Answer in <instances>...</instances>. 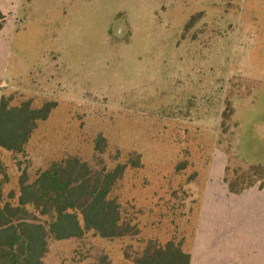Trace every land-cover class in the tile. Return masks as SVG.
I'll list each match as a JSON object with an SVG mask.
<instances>
[{
    "label": "rangeland",
    "instance_id": "obj_1",
    "mask_svg": "<svg viewBox=\"0 0 264 264\" xmlns=\"http://www.w3.org/2000/svg\"><path fill=\"white\" fill-rule=\"evenodd\" d=\"M3 96L52 107L22 152L0 148L6 193L68 157L127 163L123 216L189 251L211 169L250 168L248 122L264 139V0H0ZM141 235L50 237L43 264H134Z\"/></svg>",
    "mask_w": 264,
    "mask_h": 264
},
{
    "label": "trees",
    "instance_id": "obj_2",
    "mask_svg": "<svg viewBox=\"0 0 264 264\" xmlns=\"http://www.w3.org/2000/svg\"><path fill=\"white\" fill-rule=\"evenodd\" d=\"M11 102L6 96L0 102V148L22 152L37 122L46 119L52 107H34L31 100ZM252 132L242 133L250 168L227 167L225 182L231 192L240 193L257 184L264 188V139ZM240 154L244 157V152ZM130 165L140 167L141 161L131 160ZM127 166L95 169L78 157H68L53 162L33 181L22 175L18 195L14 190L6 193V179H0V264H43L50 237H80L89 230L106 238L140 236L139 224L123 216L120 203L110 197ZM141 239L146 245L134 264H191V253L182 242ZM98 264L109 263L103 258Z\"/></svg>",
    "mask_w": 264,
    "mask_h": 264
},
{
    "label": "crops",
    "instance_id": "obj_3",
    "mask_svg": "<svg viewBox=\"0 0 264 264\" xmlns=\"http://www.w3.org/2000/svg\"><path fill=\"white\" fill-rule=\"evenodd\" d=\"M248 124L259 134L256 122ZM247 127L241 131H248ZM241 138L244 159L250 160L243 140L246 135ZM211 170L189 250L191 264H264V188L255 185L240 193L231 192L225 182L227 160Z\"/></svg>",
    "mask_w": 264,
    "mask_h": 264
}]
</instances>
